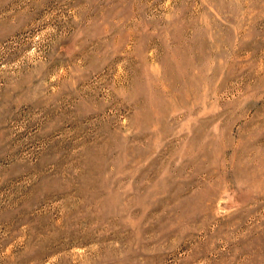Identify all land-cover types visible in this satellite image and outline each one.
<instances>
[{
    "label": "rangeland",
    "instance_id": "374dc122",
    "mask_svg": "<svg viewBox=\"0 0 264 264\" xmlns=\"http://www.w3.org/2000/svg\"><path fill=\"white\" fill-rule=\"evenodd\" d=\"M0 264H264V0H0Z\"/></svg>",
    "mask_w": 264,
    "mask_h": 264
}]
</instances>
